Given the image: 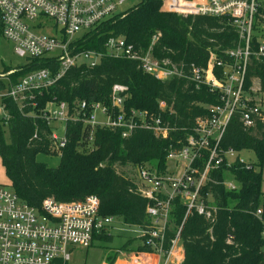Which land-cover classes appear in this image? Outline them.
<instances>
[{"label":"trees","instance_id":"obj_1","mask_svg":"<svg viewBox=\"0 0 264 264\" xmlns=\"http://www.w3.org/2000/svg\"><path fill=\"white\" fill-rule=\"evenodd\" d=\"M164 2L142 0L87 34L81 46L83 50L105 54L101 62L93 68L87 65L71 68L51 87L26 92L21 102L7 95L11 87L30 72L49 69L55 73L58 63L45 58L14 73H11L14 69H7L3 74L7 86L0 78V92L8 89L0 97L6 115V120L0 121V159L10 186L29 206L41 210L48 198L59 203H77L95 195L100 201L102 217L120 218L125 225L141 230L155 225L147 213L152 202L142 196L134 182L119 174L115 166L145 169L144 165L153 164L159 173H165L169 154L185 145L186 132L194 128L198 118L209 115L207 106L217 104V96L207 88L197 90L182 78L157 80L141 68L139 61L107 55L104 45L109 37L123 38L140 55L150 52L156 61L168 60L187 73L191 65L206 67L211 54L228 59L226 53L238 42V35L227 18L165 12ZM257 22L256 43L264 38L262 7ZM2 30L0 13L1 35ZM159 34V40L153 43ZM255 81L259 93L264 94V57L252 59L246 88ZM117 85L127 88L121 109L112 105V92ZM82 102L89 108L79 112ZM161 102L166 104L165 110L160 109ZM51 103L68 106L65 146L60 149L52 139L55 128L45 117ZM94 104L107 108L113 119L120 114L127 121L133 118L138 127L124 137L126 129L86 123ZM142 114L160 117L173 131L166 139L157 137L153 131L140 127ZM4 123L8 125L10 143L3 136ZM220 146L224 152L251 151L256 162L252 166L239 160L231 164L225 161L211 173V181L202 191L205 204L212 209L209 218L197 212L186 217L187 208L177 198L171 210L165 248H169L181 228L182 264H264V112L252 128H246L240 116H234ZM53 147L59 151L57 168L37 162L38 154H49ZM206 161L207 153H204L194 167L203 169ZM229 176L237 190L225 187ZM258 211L261 215H257ZM94 239L111 243L113 236L102 232L94 235ZM145 240L141 237L142 244L135 253L150 252Z\"/></svg>","mask_w":264,"mask_h":264},{"label":"built area","instance_id":"obj_2","mask_svg":"<svg viewBox=\"0 0 264 264\" xmlns=\"http://www.w3.org/2000/svg\"><path fill=\"white\" fill-rule=\"evenodd\" d=\"M172 1L165 0L162 10L183 16L227 18L238 35V42L226 53L228 59H219L211 54L206 67L191 65L187 73L168 60L156 61L150 52L140 55L123 38L109 37L104 45L107 55L139 61L141 68L157 80L182 78L197 90L207 88L218 100L217 104L207 106L209 115L198 118L194 128L186 132L185 145L178 152L169 154L168 160L183 164L178 169L181 173L179 178L138 169L141 181L138 189L152 202L147 213L155 223L152 228L142 230V237L146 239L144 243L150 252L134 254L140 264H152L154 258L155 264H177L180 261L179 251L183 249L181 228L169 248H165L173 202L177 198L183 201L187 208L186 217L193 212L211 217L212 209L205 204L202 193L211 181V173L225 161L228 164L236 160L245 163L239 154L221 150L229 122L238 115L246 128H252L256 118L262 116L261 108L254 101V88H246L252 59L264 57V38L257 39L256 43L261 0ZM124 3L125 0H0L2 36L13 45L15 54L27 60V64L45 58L58 63L55 73L49 69L30 72L12 86L7 95L21 102L26 92L51 87L71 68L82 65L96 67L105 54L83 50L81 45L87 40V34L119 15V8ZM41 20L52 24L44 25ZM48 24L54 29L53 34H48ZM159 37L160 34L155 36L153 43ZM20 70L15 68L11 73ZM126 91L127 88L120 85L113 88L114 107H123ZM51 105L55 108L46 110L47 121L65 123L69 119L68 106L65 103ZM159 107L165 110L167 106L161 102ZM87 108L88 104L82 102L79 112ZM91 110L86 123L92 126L103 124L126 129L124 137L138 127L133 118L127 121L123 114L111 118L107 108L99 104L92 105ZM97 111L106 117L105 123L97 122ZM141 118L140 127L153 131L157 137L166 139L173 131L160 117L142 114ZM52 139L57 149L65 146V139L60 140L55 132ZM204 153H207V161L203 169L195 168L194 164ZM224 185L230 191L237 190L234 182L225 181ZM99 212L100 201L95 195L77 203H59L48 198L43 201L41 210H37L22 201L13 189L0 186V264H67L74 246L91 247L94 235L108 232L114 223L112 217H102ZM257 215H261V211Z\"/></svg>","mask_w":264,"mask_h":264},{"label":"rangeland","instance_id":"obj_3","mask_svg":"<svg viewBox=\"0 0 264 264\" xmlns=\"http://www.w3.org/2000/svg\"><path fill=\"white\" fill-rule=\"evenodd\" d=\"M142 0H125L123 6L119 8V14H122L135 6L141 3ZM261 7L264 10V0H261ZM164 9V8H163ZM41 23L47 25L51 21L41 20ZM48 24V34H53L54 29L51 25ZM264 30V28H263ZM27 65V60L20 58L14 52L13 45L8 42L1 34H0V78H4V73L7 69H15L21 68ZM3 83L7 86L8 82L4 78ZM252 87L257 90V83H253ZM7 88L2 93L0 92V97L3 94L7 93ZM256 98L254 99L255 103L261 108L264 112V94H255ZM55 105H48L47 110H54ZM96 119L98 123H105L106 117H104L100 111L95 113ZM6 120L5 112L3 111L0 103V121L3 123ZM51 126L55 128L56 136L62 140L65 137V123L60 120H53L51 122ZM2 132L4 139L7 143H10L9 137V129L7 124H2ZM56 151V152H55ZM58 150L53 147L52 151L49 154H38L36 157L37 162L46 164L50 168H57L60 164V157L58 154ZM240 158L245 161L247 165H254L256 162V158L253 152L251 151H243L240 153ZM183 164L177 160H168L167 168L165 173L170 175L173 178H179L181 173L178 171ZM116 170L119 174L125 176L130 179L132 182L137 185L141 184L138 174V166L128 165L125 167L115 166ZM156 165L146 164L143 168L151 170L152 172H156ZM140 169H142L140 167ZM228 182H232L231 177H226ZM0 186L12 189L10 186L9 179L6 175L5 169L2 165L0 159ZM262 190L264 191V171H263V184ZM108 234L113 236V241L106 242L103 240L95 239L92 246L89 248H85L82 246H74L70 251V260L67 264H113L117 261V264H140V261L135 258L134 254L137 250L138 246L142 244L140 242L141 237L143 236L142 230L138 227L127 226L125 225L120 218H114V223L111 225L108 230ZM129 241H133L126 250H123V247Z\"/></svg>","mask_w":264,"mask_h":264},{"label":"crops","instance_id":"obj_4","mask_svg":"<svg viewBox=\"0 0 264 264\" xmlns=\"http://www.w3.org/2000/svg\"><path fill=\"white\" fill-rule=\"evenodd\" d=\"M4 78L7 80V78H6V75L4 76ZM4 78H1V80H3ZM255 84L257 83L256 81L254 82ZM257 87H258V84H257ZM255 93H257V94H259V87L257 88V90L255 89ZM261 94V93H260ZM0 103H1V98H0ZM239 156H240V154H239ZM136 184V183H135ZM137 185V184H136ZM137 187H138V185H137ZM182 252V253H181ZM179 255H180V261L177 263V264H182L183 263V260H184V250L182 249V251H179ZM143 259V258H142ZM155 264L156 263V259L154 258V260H153V262H152V264ZM113 264H117V261L116 262H114Z\"/></svg>","mask_w":264,"mask_h":264}]
</instances>
